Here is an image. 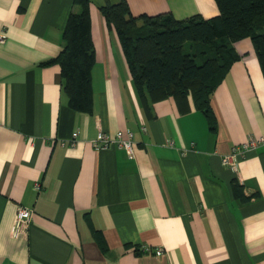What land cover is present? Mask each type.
<instances>
[{"label": "crops", "instance_id": "1", "mask_svg": "<svg viewBox=\"0 0 264 264\" xmlns=\"http://www.w3.org/2000/svg\"><path fill=\"white\" fill-rule=\"evenodd\" d=\"M87 1L90 113L68 105L59 66L45 64L81 6L0 0V264H264V144L234 167L222 163L232 147L264 137V75L251 41L234 43L239 59L212 93V132L191 96L142 104L99 9L118 0ZM127 2L135 17L219 13L214 0ZM99 131H131L133 156L94 147ZM232 181L256 196L241 202ZM18 205L32 211L19 229Z\"/></svg>", "mask_w": 264, "mask_h": 264}, {"label": "trees", "instance_id": "2", "mask_svg": "<svg viewBox=\"0 0 264 264\" xmlns=\"http://www.w3.org/2000/svg\"><path fill=\"white\" fill-rule=\"evenodd\" d=\"M214 1L219 13L209 18L192 15L176 19L172 13L135 17L127 0L99 7L118 37L142 104L148 108L150 103L168 97L191 96L195 109L203 114L212 132L216 117L210 100L216 87L239 59L234 43L243 39L251 41L264 75V0ZM74 3L82 10L68 15L61 49L45 64L59 66L68 105L76 111L90 113L94 46L89 5L87 0H74ZM187 42L192 44H188L185 50ZM231 185L234 196L243 203L256 196L245 195L236 181ZM93 236L100 239L96 231ZM99 244L103 249L102 241ZM134 251L139 250L135 247Z\"/></svg>", "mask_w": 264, "mask_h": 264}, {"label": "built area", "instance_id": "3", "mask_svg": "<svg viewBox=\"0 0 264 264\" xmlns=\"http://www.w3.org/2000/svg\"><path fill=\"white\" fill-rule=\"evenodd\" d=\"M5 36L0 35V42L4 40ZM77 132H73L71 136V143H74V138L77 136ZM134 140L133 134L131 131H117L113 136H108L102 131H99L96 138L93 140V145L96 148L107 147L116 145L125 150L129 157H132L134 154ZM264 144V137H250L245 142H242L234 147L231 151L222 157V163L224 165H229L234 167L235 163L244 156V154L251 149H254L258 146ZM31 210L24 206L18 205L15 212V227L20 228L19 226H25L31 215ZM157 252L162 254V248H158Z\"/></svg>", "mask_w": 264, "mask_h": 264}, {"label": "rangeland", "instance_id": "4", "mask_svg": "<svg viewBox=\"0 0 264 264\" xmlns=\"http://www.w3.org/2000/svg\"><path fill=\"white\" fill-rule=\"evenodd\" d=\"M188 44H192V43H186V47L184 48L185 50H187L188 49V47L187 46H189ZM197 62L199 63V60H197Z\"/></svg>", "mask_w": 264, "mask_h": 264}]
</instances>
